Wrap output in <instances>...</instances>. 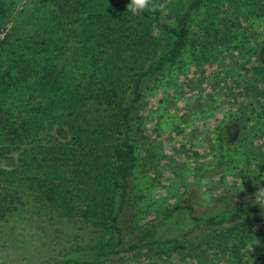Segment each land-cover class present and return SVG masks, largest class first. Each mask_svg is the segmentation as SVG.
<instances>
[{
  "label": "trees",
  "instance_id": "16d2710c",
  "mask_svg": "<svg viewBox=\"0 0 264 264\" xmlns=\"http://www.w3.org/2000/svg\"><path fill=\"white\" fill-rule=\"evenodd\" d=\"M206 1L169 0L167 14L133 15L126 7L130 0H0V159L9 161L25 145L33 154L28 161L19 155L20 162L31 171L21 172L20 184L27 183L45 206L92 224L98 233L54 264H104L122 252L153 251L158 264V254L168 248L189 247L193 257L189 236L200 227H219L200 243L216 249L218 261L264 264V218L255 215L264 206L255 199L201 217L191 213L181 235L157 236L147 227L135 242L124 236L137 139L147 137L140 110L150 80L179 62L189 44L196 59L215 60L212 51L238 32L239 18L220 13L196 23ZM248 11L264 19V0H252ZM251 60L241 67L247 74ZM252 71L246 93L263 94L260 60ZM259 152L264 159V143ZM11 163V169L0 166V216L21 197V164ZM256 222L263 226L255 229Z\"/></svg>",
  "mask_w": 264,
  "mask_h": 264
},
{
  "label": "rangeland",
  "instance_id": "374dc122",
  "mask_svg": "<svg viewBox=\"0 0 264 264\" xmlns=\"http://www.w3.org/2000/svg\"><path fill=\"white\" fill-rule=\"evenodd\" d=\"M250 2L207 0L196 23L209 22L217 13L238 17L236 28L244 34L232 32L235 38L226 39V47L217 46L211 53L216 59L207 63L194 57L189 44L179 62L150 80L140 110L141 134L147 137L137 139L138 166L122 216L127 243L141 239L147 227L157 236L181 235L191 213L201 217L254 200L264 188L259 152L264 143V92L245 90L254 75L253 62L258 59L264 67V19L249 14ZM249 60L247 74L241 67ZM259 84L264 89V81ZM25 148L11 153L9 161L2 157L0 166L11 169L13 160L21 164L19 155L28 161L33 152ZM25 164L17 179L21 197L0 216V264H54L67 251L86 247L98 233L92 224L45 206L27 183L20 184L21 172L31 171ZM169 211L174 212L171 222L165 218ZM255 215L264 218V209ZM262 226L256 222L254 228ZM217 228L200 227L190 234L193 257L187 255L189 247L182 252L168 248V253L158 254L163 256L158 264H225L218 261L216 249L200 245ZM155 259L154 251L122 252L104 264H154Z\"/></svg>",
  "mask_w": 264,
  "mask_h": 264
},
{
  "label": "clouds",
  "instance_id": "9594fccd",
  "mask_svg": "<svg viewBox=\"0 0 264 264\" xmlns=\"http://www.w3.org/2000/svg\"><path fill=\"white\" fill-rule=\"evenodd\" d=\"M127 10L133 15H141L145 11L160 12L167 14L169 9V0H130L127 4ZM208 197L205 196L204 199ZM255 203L264 206V188L258 189L255 193Z\"/></svg>",
  "mask_w": 264,
  "mask_h": 264
}]
</instances>
